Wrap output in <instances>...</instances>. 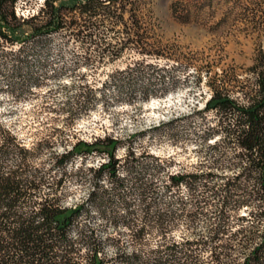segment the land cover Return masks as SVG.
Listing matches in <instances>:
<instances>
[{
  "label": "trees",
  "instance_id": "16d2710c",
  "mask_svg": "<svg viewBox=\"0 0 264 264\" xmlns=\"http://www.w3.org/2000/svg\"><path fill=\"white\" fill-rule=\"evenodd\" d=\"M150 2L0 0V77L12 101L43 83L35 73L47 64L32 57L51 53L56 38L78 46L71 71L124 51L138 59L100 85L62 82L74 91L53 104L55 115L73 120L98 104L108 109L110 84L115 103L165 94L152 85L173 77L147 60L164 53L149 41L158 19ZM64 69L55 75L68 76ZM251 69L244 102L215 74L201 108L124 136L68 142L53 127L28 144L0 104V264H264V56ZM161 141L193 148L178 160L153 149ZM73 182L85 188L76 200Z\"/></svg>",
  "mask_w": 264,
  "mask_h": 264
},
{
  "label": "rangeland",
  "instance_id": "374dc122",
  "mask_svg": "<svg viewBox=\"0 0 264 264\" xmlns=\"http://www.w3.org/2000/svg\"><path fill=\"white\" fill-rule=\"evenodd\" d=\"M150 5L158 19L153 25L155 36L149 41L157 42L164 53L159 58L147 60L156 62L163 73H169L174 79L173 83L166 80L152 86L167 88L168 91L147 100L115 103L111 100L114 86L110 84L105 87L110 100L108 109L98 104L86 114L65 120L64 115H55L50 109L56 106L53 105L55 103L61 105L66 94L74 91L63 88L62 82L77 81L82 77L100 85L107 74L122 68L126 62L137 60L138 55L124 51L114 60L100 62L94 67L82 65L71 71L69 68L73 67L78 46L56 38L51 43V53L32 57L47 66L35 73L44 81L39 86L31 85L34 92L30 98L13 102L7 91L8 81L0 77V104L4 110H11L8 117L12 118L19 135L28 144L47 136L53 127L60 128L61 137L69 142L77 138L91 140L105 133L124 136L160 121L181 117L203 106L210 94L208 80L215 74L229 88L237 90L239 99L244 102L243 92L254 87L255 74L251 66L255 59L264 56V0H151ZM171 6L186 19L174 18ZM19 11L27 13V8H22L20 3ZM61 66H66L64 70L68 76L55 75V68ZM43 105L49 108L43 109ZM191 120L192 126L195 125L194 119ZM184 123V119L179 120V124ZM185 127L188 126L180 128ZM56 136L51 137H55L54 147L61 149ZM192 148L190 143L181 146L166 141L153 147L155 151L174 153L178 160H185ZM102 159L103 156H94L92 160ZM84 191L85 188L77 183L68 185L69 196L73 200L79 199Z\"/></svg>",
  "mask_w": 264,
  "mask_h": 264
}]
</instances>
